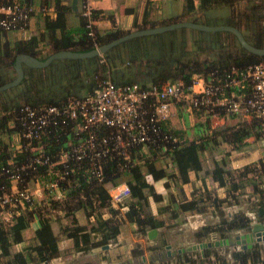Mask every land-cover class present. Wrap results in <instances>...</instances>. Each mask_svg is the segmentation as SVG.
I'll return each instance as SVG.
<instances>
[{
  "label": "trees",
  "instance_id": "trees-1",
  "mask_svg": "<svg viewBox=\"0 0 264 264\" xmlns=\"http://www.w3.org/2000/svg\"><path fill=\"white\" fill-rule=\"evenodd\" d=\"M18 1L23 5L42 6L54 5L55 15L43 14L44 34L30 36L25 40L10 37L9 32L0 31V85L13 80L16 76L14 69L15 58L18 54L27 53L44 60L52 53L60 50L85 52L96 46L108 43L122 35V31H112L99 34L93 25L94 37L88 34L85 19L77 11L81 22L78 26H67V14L71 10V0H0L5 5ZM183 14L181 21H193L207 25H231L238 28L245 39L256 47H264V0H183ZM37 14V15H38ZM98 12L92 10L95 20ZM33 16L35 13L32 14ZM135 29L147 28L146 24L136 25ZM169 24L167 22L161 25ZM160 25V26H161ZM19 30V29H15ZM13 30V31H15ZM10 31V32H13ZM46 38L50 51L45 56H39L38 44ZM246 51L238 42L236 36L229 31H202L191 28H178L165 32L139 36L128 39L103 53L100 56L77 59H55L42 68H32L23 65L24 76L20 83L9 89L0 91V186H10V181L2 173V168L11 163L26 162L34 155L31 146H42L43 152L50 156L53 162L59 160L60 152L68 150L75 143L71 124L63 127L51 128L47 135L38 141L30 143L15 139L21 132L18 121L20 108L29 105L33 108L46 106H61L72 97L88 94L95 78H110L116 84L139 83L142 86L162 85L164 82H190L192 73H202L208 79L211 74L225 79L231 67L242 68L263 60ZM71 123V122H70ZM196 137L189 138L184 130L174 129L168 122H161V130L177 139L176 142H161V148L142 145L130 147L127 156L116 152L100 160L103 181L98 182L88 171L87 161L75 162L69 159L67 169L73 171L67 176L69 183L60 182L59 189L63 192L62 199H54L51 189H45V199L39 206L21 208L18 215H12L11 223L0 220V264H43L50 261L58 251V237L52 229L56 222L62 234L73 240V248L77 252H87L93 247L102 246L109 241H115L124 223H133L136 231L145 233L147 229L160 228L164 221L155 217L149 211V197L158 200L153 180L167 177L173 181V186L181 187L189 182V174L202 171L200 154L208 145L214 146L218 135L229 146V150H237L241 146L249 145L250 137L255 140L261 138L264 130V120L254 118L251 122H242L225 129H212L208 116L199 121ZM198 136V137H197ZM179 140V142H178ZM22 148L18 151L17 144ZM240 146V147H239ZM160 164V166L157 165ZM260 167H256L255 164ZM242 167L236 176L229 170L222 168L221 162L213 160L211 177L226 187L225 198L220 203L232 204L236 202V195L242 194V187L249 182L252 195L257 196L256 214L260 221H264V156L258 162ZM257 165V166H258ZM174 171L169 173L166 169ZM64 171L63 164L49 168L39 166L37 172L29 170L27 177H38L41 186L55 179V171ZM51 171V176L48 175ZM262 175L260 181H256ZM256 177V178H255ZM261 177V176H260ZM203 182H204V178ZM128 185L127 210L121 212L123 201L113 206L109 189L119 182ZM205 186V185H204ZM198 192V191H197ZM193 194L191 199L169 195L168 204L161 207L158 213L172 210L175 216L185 212H205V208L213 206L211 191L205 186L203 190ZM179 195V194H178ZM233 199V201L231 200ZM219 203V204H220ZM49 205V206H48ZM218 205V204H217ZM58 208L63 212L62 217H55L50 211ZM207 210V209H206ZM82 212L86 218L80 223L76 217ZM104 214H106L104 216ZM33 217L39 220V227L34 231L35 245H25L16 248L21 242L18 234L29 227ZM66 220V223L62 222ZM249 217L238 212L229 219H223L214 225H204L195 234L198 239L209 238L218 230L233 229L246 226ZM221 234V233H220ZM224 236V234H222ZM161 244H166L164 238ZM213 251L207 249L203 254H181L174 264H204L205 259ZM187 255V256H186ZM215 256L216 264H264V250L260 245L235 251L231 259ZM171 264V263H168Z\"/></svg>",
  "mask_w": 264,
  "mask_h": 264
},
{
  "label": "built area",
  "instance_id": "built-area-1",
  "mask_svg": "<svg viewBox=\"0 0 264 264\" xmlns=\"http://www.w3.org/2000/svg\"><path fill=\"white\" fill-rule=\"evenodd\" d=\"M78 10L86 21L88 34L94 37L91 1L78 0ZM37 12L55 15L53 6L27 7L18 1L8 5L0 3V31L24 28ZM211 76L208 79L202 73H192L188 85L178 80L150 86L136 82L116 84L110 76L96 77L91 92L69 98L61 106L21 107L18 117L21 132L15 137L17 141H39L51 128L71 124L75 143L68 150H62L56 162L43 152L42 146H31L34 155L26 162H13L2 168L10 186H0V220L9 224L12 215H18L21 208L40 205V199L36 201L34 192L27 186L29 170L37 172L39 166L51 168L63 164L65 170H56L55 179L45 183V187L54 191L55 199H62L64 194L59 183H69L67 176L73 171L67 169L69 159L87 161L91 176L102 182L99 162L108 155L116 152L127 156L130 147L142 145L144 149L150 146L158 149L161 142H176L175 137L161 130V122L173 116L172 103H184L189 111L195 109L215 116L241 113L264 120V59L242 68L231 67L225 79ZM21 148L20 143L16 145L18 151ZM109 193L112 205L116 206L128 196V185L119 182L110 187ZM122 210L127 207H121Z\"/></svg>",
  "mask_w": 264,
  "mask_h": 264
},
{
  "label": "crops",
  "instance_id": "crops-1",
  "mask_svg": "<svg viewBox=\"0 0 264 264\" xmlns=\"http://www.w3.org/2000/svg\"><path fill=\"white\" fill-rule=\"evenodd\" d=\"M90 1L93 9L98 12L97 17L94 20V26L96 27L98 33L101 35L110 33L112 31L113 32L122 31L124 34L134 31L136 30L134 21H136V25L146 24V27H155V26H160L161 23L163 22L173 23L176 21H181L180 19H185V16L184 18L182 17V15H184L183 0H90ZM173 1L175 3H178L179 6L176 5L174 6L172 4ZM35 2L38 1L36 0ZM50 4L51 6H54L52 5V2H50ZM175 7H177V9ZM37 14L38 13H36L34 16L31 17L29 23L24 28L15 30L13 32H9L8 35L10 37H15L16 39L19 40H25L30 36L39 37L40 35L44 34L45 32L43 28L42 16ZM80 22H81V18L78 13L73 12L67 14L68 27L74 28L78 26ZM37 51L39 56H45L46 54H48V52L50 51V47L46 43V38H43V40L38 44ZM182 105H180L179 103L171 104V110L173 116L171 117L170 120L167 121L168 125L174 129L184 130L187 136L190 137V135L192 134L190 129L187 130L186 129L187 126H185L184 124L182 125V123L179 124L180 123L178 122L179 120L176 121L178 114H182L183 111L188 112L189 113L188 127L190 125H194L193 133L197 135V131L199 130V125H198L199 121L193 123L195 122V120H193L192 114L193 111H200V110L194 109L189 111L185 105L184 106L185 109H183V111H179L178 109L184 108ZM200 121H202V119ZM227 151L229 152V156L225 164L221 162V157L223 156V154H215L213 159L214 161L221 162L220 165H222V168L231 171L236 176L238 175L239 171L242 169L243 166L258 162L259 159L264 156L262 150H258L257 152L255 151L251 152L250 150L238 151V150L227 149ZM202 167H203L202 171L205 172L204 173L205 175L201 177L198 175L200 172L198 174L191 172L189 174V182L181 185L178 191L179 192L178 196H181L183 199H191L193 196L194 188L199 191V190H203V188L206 186L207 189L211 191L213 196H217L219 198L218 202L220 203V200L224 199L226 196L225 195L226 187L222 186L220 182L213 180L210 174L212 167L209 164L207 168H205L202 163ZM171 170L174 171L172 168ZM202 178H204V182ZM148 179L153 184L157 195H159L158 200H154L153 197H149V203L152 204V206L153 204L155 206V203L159 202L163 204V207L166 206L169 198L167 194V187L168 188L171 187L168 193H172L173 192L171 190L173 189L172 182L170 181L171 182L170 183L167 177H163L159 180H153V178L148 176ZM225 203L226 202L221 204H225ZM154 206L151 213L155 215V217H157L158 211H156V208ZM245 215H247V217L249 218H252L251 216H248L250 215L248 213ZM55 216L62 217L63 212L59 211L57 212V214H55ZM181 216H185L186 219H189L188 221H189V228L191 227L190 229H192L193 226L191 223H193L195 220L196 222L200 221L199 218L201 219L203 217L202 214L200 213L193 214L192 212L190 213L185 212L183 214H180V217ZM76 217L78 218L80 223H85L86 218L82 212H77ZM62 222L66 223V220L62 219ZM38 227H39V220L33 217L29 227L23 230V234H25V232H27L28 229H31L30 234L27 236V238H33L34 231ZM52 229L55 235L58 237V243H57L58 251L53 255L52 259L50 260L51 264H118L119 260L114 261V259H117L120 256V253L129 252V250H131L132 248L131 242L124 244L123 241H135L132 231H135L136 226L133 223H128V222L124 223L120 227V233L117 236L116 240L109 241L107 243L109 245L108 249H102L101 246H97V247H93L87 252L75 251L73 248V240L71 238L65 237L62 234V230L58 225V223L55 224V222H53ZM128 232H130V234L124 237V233L127 234ZM26 243L27 241H21L17 243L15 247L16 248L23 247L25 246ZM36 243L37 242H35V244ZM108 257L111 259V262L107 260Z\"/></svg>",
  "mask_w": 264,
  "mask_h": 264
},
{
  "label": "rangeland",
  "instance_id": "rangeland-1",
  "mask_svg": "<svg viewBox=\"0 0 264 264\" xmlns=\"http://www.w3.org/2000/svg\"><path fill=\"white\" fill-rule=\"evenodd\" d=\"M172 4L174 6L175 5L179 6L178 3H175L174 1L172 2ZM175 8L177 9V7H175ZM42 19H43V16H42ZM164 83H166V82H164ZM179 104L180 105L183 104L182 105L183 107L185 106L184 103H179ZM183 109H185V107L182 109H178V110L183 111ZM188 115H189L188 112L183 111L182 114H178L176 121L179 120L178 121V122H180L179 124L182 123V125L184 124L185 126H187V128H186L187 130L190 129L192 134L190 133L191 135H190V137L189 136L188 137L191 139L193 137H196V134L193 133L194 125H190L188 127V122H189ZM207 116H208L209 124H210L211 128L217 129L218 131L220 129L233 127V126L238 125L242 122L249 123V122H251L252 119L255 118L251 115L247 116V115L241 114V113H239L238 115H230V114L222 113L220 115L215 116L212 114L205 113L203 111H193L192 117H193V120H195V122H193V123H196L197 121H200L201 119H204V117H207ZM247 141L249 142V145L241 146V147L239 146L240 148H238L237 150L238 151L239 150H241V151L242 150H248V151L250 150L251 152H253V151L257 152L258 150H262V152L264 153V130L262 131L261 138H259L258 140H255L252 137H250ZM215 143H216V145L214 144V146L208 145L207 148L204 151H202V153L200 154L201 162L203 163V166L205 168H207L208 164L211 167L213 166V160H214L213 158H214L215 154H223V156L221 157V162L224 164L228 160L229 152L227 151V149L229 146L218 135H216V137H215ZM157 165L160 166L159 163H157ZM257 165L258 164L256 163L255 166L260 167L259 165L258 166ZM52 170L55 171V169H52ZM166 171H168L169 173H172L171 169H166ZM55 173H56V171H55ZM204 173L205 172L201 171L198 175L202 177L205 175ZM48 175L51 176L52 174L50 173ZM260 176L258 179H256V181H260L262 179L263 176L262 175H260ZM170 181L171 180H169V182ZM171 182H172V185H174L173 181H171ZM244 184L245 185L242 187V194H240V196H239V194H237L236 195L237 198L234 199V200H236V202H234L232 204H228V203L227 204L226 203L225 204H221V203L219 204L218 201L217 202L213 201V199H215V198L217 199L218 197L211 195V199H209L207 201L209 204L211 203V201H213V203H214L213 206H209V208H205V212H200V211L192 212L193 214H199L200 213L203 216L201 219L199 218L200 221L196 222V220H195L193 223H191L193 225L192 229H193V227H196L195 229H200L204 225H214L223 219H229L231 216L233 217V215H235L238 212H242L243 214L248 213V214H250V216L252 218L255 217V218H257V221H259L257 214H256V205H255L257 202V196L252 195L253 193L251 192V187L249 185H247V184H249V182H247V184L246 183H244ZM41 185H42V181H40V179L38 177H32V178L28 179V181H27V186L29 187L30 191L34 192L33 195H34L35 200L38 201L40 199L39 200L40 205L42 204V202L45 199L44 191H45V189H48L47 187H45V186L43 187ZM165 188H166V186H165ZM170 188L167 187L168 196L171 195V193H168V191H170ZM37 189H39V190H37ZM36 190H37V192H36ZM171 190L173 191L172 193H174L173 195L178 197V193H179L178 192V186L177 185L173 186V189H171ZM197 191L198 190H196L194 188L193 194H195ZM53 196H55V195H53ZM231 200L233 201V199H231ZM129 201H131V200L127 196L123 201V204H124L123 207H127L126 205ZM168 201H169V199H168ZM153 206H154V204H153ZM153 206H152V204L149 203V211L150 212L153 210ZM154 207L156 208V211H158L160 209V207H163V204L157 202V203H155ZM50 211L55 216V214H57V212H59L61 210L56 208L54 210L51 209ZM122 211H126V210H122ZM5 214H6V212L3 213L2 216H5ZM105 215L106 214H104V216ZM169 216H172V218L170 219ZM55 217H57V216H55ZM178 217H180V215L175 216V213L172 210L162 211V212L158 213L157 218L162 219L164 221V225L162 227L158 228L157 236L154 239L155 243L148 246V247H147V245L145 246V242H147L146 232L149 229H147L145 231V233H143V234L137 232L135 229V231H132V234L135 238V241H123L124 244L131 242V244H132L131 250H129V252H126V253H120V256L117 259H114V261H118V260L119 261H125L126 259H129V258L134 259V255L141 254L142 252H144L146 254V257H147L145 264H149V262H151V261H150L147 254L149 253L151 248H153L151 246L155 247L156 245H162L160 238H164L166 244H170L174 248L179 247L180 243H183L185 245L186 241H192V236L185 234V232L189 231V229L191 228V227L189 228V221H188L189 219H184L182 224H178L176 222ZM261 222H264V221H261ZM55 224H56V222H55ZM192 229H190V230H192ZM30 231H31V229H28L27 232L24 231L25 234H23V231L18 234V237H20V239H21L20 241H27V243L25 245H34L36 242L34 238H27V236L30 234ZM125 233H124V237H126V235L130 234V232H128L127 234H125ZM138 241H140L141 245L138 244L139 243ZM256 243L258 245H260L262 247V249L264 250V242H256ZM146 248H148L150 250L147 251ZM228 250H229L228 248H226V250L219 249V250H216L217 251L216 254H217V256L231 259ZM191 253L194 254V257H197V255L200 254L199 251L185 252L184 254L191 255ZM214 258H215L214 255L213 256L210 255L208 258L205 259L204 264H216V262L214 263V261H215ZM132 264H134V262H132Z\"/></svg>",
  "mask_w": 264,
  "mask_h": 264
},
{
  "label": "water",
  "instance_id": "water-1",
  "mask_svg": "<svg viewBox=\"0 0 264 264\" xmlns=\"http://www.w3.org/2000/svg\"><path fill=\"white\" fill-rule=\"evenodd\" d=\"M71 10L74 13H78V0H71ZM178 28H191V29H196V30H202V31H209V32H215V31H229L233 33L239 44L249 53L258 55V56H264V47H256L252 44H250L245 37L243 36L242 32L231 25H207L203 23H197L193 21H176L173 23H169L166 25H161V26H155V27H147L144 29H137L134 31H131L129 33H126L108 43L102 44L98 46L97 48H94L90 51H85V52H77V51H71V50H60L57 52L52 53L50 56H48L46 59L41 60L38 59L35 56L29 55L27 53H21L18 54L15 58L14 62V69L16 76L13 80L6 82L2 85H0V91L9 89L11 87H14L20 83V81L23 79L24 76V70H23V65L32 67V68H42L47 65H49L53 60L55 59H77L81 60L84 58H90L94 56H100L106 51H108L110 48L128 40L134 37H139V36H146V35H152V34H157L161 32H165L168 30H173V29H178ZM91 87L88 88V92H91ZM169 218H172L169 216ZM186 219L185 216H181L177 218V223L182 224L183 220ZM249 227L251 228L250 233H246L243 236H237L236 237V243H233V246L236 244L249 242V247L252 246L253 243L255 242H264V223L259 222V221H250L249 222ZM158 229L157 228H152L147 230L146 232V238L147 242L146 245L150 246L154 244V239L157 236ZM195 232H198L197 229L195 230H189L186 231V235H193ZM211 237L213 236V233L210 235ZM241 238V240H240ZM246 239V240H245ZM228 240L226 239H215V240H207V241H200V242H192L189 243L186 247H178L173 250L166 251L165 253L163 251H157L153 252L152 255L156 257V262L157 263H165V262H171L173 260V257L175 255H180L184 254L185 252H189L190 250H199L201 253L203 252L204 249L212 247V246H217L219 244H225L227 243ZM182 244V243H180ZM179 244V245H180ZM167 249L172 248L170 244H167L165 246ZM102 249H108L109 245L104 244L101 246ZM151 253H148L150 255ZM107 260L111 262V259L108 257ZM130 263L134 262V264H142L146 260V258L143 256L138 259H128ZM30 264H35V263H30ZM43 264H51L50 261H46ZM122 264V263H119Z\"/></svg>",
  "mask_w": 264,
  "mask_h": 264
},
{
  "label": "flooded vegetation",
  "instance_id": "flooded-vegetation-1",
  "mask_svg": "<svg viewBox=\"0 0 264 264\" xmlns=\"http://www.w3.org/2000/svg\"><path fill=\"white\" fill-rule=\"evenodd\" d=\"M248 216H250V215H248ZM250 219V221H257V218H249ZM259 220V219H258ZM259 222H261L260 220H259ZM264 223V222H263ZM249 224V223H248ZM246 225V226H238V227H235V228H233V229H224V230H222V231H219L218 230V232L217 233H215V234H213V236L211 237H209V238H206V239H198L197 238V236L195 235L197 232H195L193 235H191L192 236V241H186L185 242V245L182 243V244H180L179 245V247H186L189 243H192V242H200V241H207V240H217V239H226V240H228L227 241V243H225V244H219V245H217V246H212V247H209V248H206V249H204L203 250V252L205 251V250H207V249H210V250H212L213 251V253H216L217 251L216 250H219V249H222V250H226V248H228L229 250V255H230V258H231V254H232V252H235V251H240V250H245V249H249V248H252L254 245H258L256 242L255 243H253L252 244V246L251 247H249V242H244V243H239V244H236L235 246H233V243L235 242L236 243V237L237 236H243L244 234H246V233H250L251 232V228L249 227V225ZM195 228L196 227H193V230H195ZM197 230H199V229H197ZM221 233V234H220ZM222 234H224V236L222 235ZM195 239V240H194ZM185 240V239H184ZM191 240V239H190ZM240 240H241V238H240ZM246 240V239H245ZM139 245H141V243L139 242L138 243ZM167 244H164V245H156L155 247L154 246H151V247H153V248H151V250L150 249H148V248H146V250L148 251V250H150L149 251V253H151L150 255H148V257H149V259H150V261L151 262H149V264H159V263H157L156 262V257L154 256V255H152V253L153 252H157V251H163L164 253L166 252V251H169V250H173V249H175L172 245H171V247L172 248H170V249H167L165 246H166ZM146 246V245H145ZM148 247V246H147ZM178 248V247H177ZM196 252V251H199V250H190L189 252ZM200 252V251H199ZM203 252L201 253V254H203ZM213 253H212V256H213ZM179 255V254H178ZM178 255H175L174 257H173V260L171 261V262H165V263H160V264H168V263H171V264H174L175 262H176V259H177V256ZM181 255V254H180ZM145 257V258H147L146 257V254L144 253V252H142L141 254H137V255H134V259H138V258H141V257ZM119 263H122V264H132V263H130L129 262V260L128 259H126L125 261H118ZM145 262H146V260L144 261V263H142V264H145ZM118 263V264H119Z\"/></svg>",
  "mask_w": 264,
  "mask_h": 264
}]
</instances>
